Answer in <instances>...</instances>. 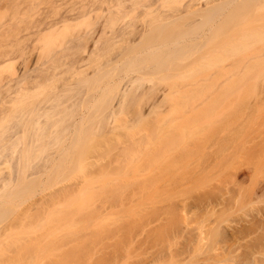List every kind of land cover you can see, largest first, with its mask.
<instances>
[{
	"label": "rangeland",
	"instance_id": "374dc122",
	"mask_svg": "<svg viewBox=\"0 0 264 264\" xmlns=\"http://www.w3.org/2000/svg\"><path fill=\"white\" fill-rule=\"evenodd\" d=\"M41 1L42 4L39 6H44V10L47 6L50 7L49 10L51 8L56 10L55 14L53 11V15L50 14L52 9L50 12L47 10L51 15L46 16L49 19L55 15L57 19L59 14L66 15L61 16V20L73 16L74 10H69L73 8L71 3L69 7L70 0H52L55 6L52 5L51 0L43 1L44 3ZM48 1L51 3L50 6ZM79 1L76 4L82 3ZM95 1L93 2L96 4L99 2ZM100 2L99 4H103ZM3 3L4 0H0V5ZM85 4L87 2L77 4L79 10L76 9L75 13L83 10ZM262 6V9L261 7L254 9L255 12L253 16H248L249 19L244 17L247 20L242 18L241 22L234 25L235 27L232 26L233 28L229 29V32L231 29L234 31L230 33L232 36L227 31L222 33V37L230 36L234 40L240 37L243 30L249 29H262L264 32L262 28L264 19L259 18L263 15L258 14V16L256 13L262 11L261 14H264V4ZM42 9L38 12H45ZM98 10L90 11L84 17H74L78 15L74 13V19L72 17L73 20L66 23L64 21L65 28L61 27L57 32L52 33L51 39H48L45 46H40V39L37 36L33 39L32 35L35 34L32 32L35 26L31 25H36L39 20L33 15L30 18L32 20L27 16L14 23L15 27L5 28L6 30L11 28L7 35L1 33L2 30L0 32V55L4 54L0 59H5L0 63V103L8 98L9 83H13L9 78L13 74L12 77L19 78L21 74L27 73L24 83L27 84L28 89L35 84L32 89L26 90L25 103L31 102L34 96L38 100L37 96L42 95L43 90L53 91V87L54 90L61 88L64 81L67 82L68 75L66 72L65 75L59 73V70L64 71L66 62L72 59L71 53L78 52L79 55L83 54L86 57L83 66L79 68L90 77L85 85L86 93L79 102L81 106L78 110L85 112L91 107L90 111H94L92 115L96 113L94 117L91 118L90 115L89 119H84L85 122L82 120L84 124L80 125L82 127L86 125L85 128L88 125L90 128L75 135L78 138V142L76 141L78 145H74L72 150L61 153L56 145L53 150H49L54 151L53 157L58 155L59 159L57 157L47 163V170L42 171V176L40 173L34 176L28 187L23 188L18 194L8 195L2 190L3 185H1L0 226L6 225L7 229L0 231V264L263 263L264 71L262 73V70L264 65L261 64L263 65L261 68L256 65L258 68H254V71L250 69L253 73L248 69H241L243 66L240 65L239 69L234 68L235 72L229 60L235 61L237 56V60L241 56H246V59L248 56L244 54L255 55L257 52L254 50L257 48L258 54L262 51L264 55L263 50L259 48L264 40L261 44L260 41L257 42L259 39L251 40L252 42L249 40L248 46L240 47L242 50L235 49L238 50L236 53L235 50L227 48L233 54L229 51L228 54H223L226 52L224 48L212 49L214 42L203 40L206 45L198 48L200 51L194 48L195 53L191 48L183 53H186L188 58L189 54L191 57L199 55V59L208 62L216 60L219 56L218 62L212 63L215 64L214 66H211V63L205 64L206 67L202 60L198 59L203 64L197 67L198 70L197 68L173 69L175 73L181 72V74H175L171 70L175 75L168 78L166 75L168 70L166 72L161 68L153 71L138 69L133 61H129L135 53L137 55V52L118 54L120 50L116 46L118 41L122 44L119 40L121 37H112L111 31L116 29L115 27L124 25L128 19L126 17L125 21L124 17L123 20L116 16L105 18L106 15L100 16L101 11ZM49 19L44 17L43 20ZM116 20L121 24L117 25L119 23ZM244 26H249V29ZM129 27L133 28V26ZM86 28L89 29L85 30ZM135 28L137 29L138 25L133 29ZM83 29L86 34L83 35L84 38L80 36L82 40H79V47L77 45V47L73 46L75 49L72 46L69 48V37L82 34ZM56 34L58 36H55ZM8 36L11 42L7 48L2 41ZM95 40H97L96 44ZM107 42L109 43L107 46L113 47L112 49L107 46L103 49ZM255 42L256 44L253 45ZM93 43L96 46H93ZM251 43L253 46H250ZM2 45L7 48V53ZM80 46H83V50L85 46H89L85 47L89 50L85 52L86 49L83 51ZM67 47L68 49H65ZM205 47L208 49L205 50ZM247 49L250 53L245 52ZM54 52L57 54L60 52L59 57L53 56ZM74 53L71 56L76 57L78 54ZM90 53L91 55L86 56ZM142 53L145 54V51ZM184 55L181 54L186 58L187 55L185 57ZM207 55L209 56L205 57ZM221 57L225 61L221 60ZM52 63L55 65L59 63L60 68L57 67L59 70L56 67L52 69ZM14 70L16 73L11 74ZM45 70L50 73L47 74ZM55 71L58 72L57 78L54 75ZM44 72L48 80L43 76ZM171 72L169 70L168 73ZM164 73L167 78L163 77ZM37 76L39 81L36 79ZM126 76H142L139 80L140 84L138 80L126 83ZM259 76L263 79L258 78ZM48 84L52 88H48L50 87ZM21 85L19 82L16 88L21 89L23 86ZM121 86L125 88V93L122 94L124 96L121 97V103H117L119 100L117 98L120 96L117 93ZM28 92L31 95H27ZM43 94L45 96L46 92ZM43 97L40 96V99ZM20 98L19 101L16 100L18 103L15 99V103L10 102L13 103L12 107L16 108L17 104V108L23 106L24 103L20 104ZM101 103L103 107L106 104H120L116 108L117 111L114 110L113 114H116L110 115L111 118L106 117L104 122H100L103 118L101 113L104 112L103 107L99 106H102ZM10 113L12 112L6 113V118ZM77 116L78 114L75 115ZM5 121L4 117L1 118L0 124ZM101 125L104 126L100 127ZM65 137L67 138L68 135ZM64 141L66 139L61 142ZM20 159L22 162H19L20 171L23 172L22 168L27 167L24 164L27 160L24 161L23 153ZM9 172L8 161L0 159V175ZM62 187L65 191L61 189ZM40 199L43 200L39 201ZM34 202L38 203L36 204L38 208ZM29 205L32 209L28 208ZM24 244L28 246L25 247ZM75 250H78L77 256L74 255Z\"/></svg>",
	"mask_w": 264,
	"mask_h": 264
},
{
	"label": "bare ground",
	"instance_id": "6f19581e",
	"mask_svg": "<svg viewBox=\"0 0 264 264\" xmlns=\"http://www.w3.org/2000/svg\"><path fill=\"white\" fill-rule=\"evenodd\" d=\"M40 1L41 0H4V3L0 5V32L2 30L1 33H6V35H7V33H9V30L12 28L11 26H13L14 23H16L19 20H22V19L26 18L27 16H29V19H30L32 17V15H33V17H36V19L39 18V20L38 21L35 20V22L37 21L36 25H31V26H35V29L32 32V34L34 33L35 35H32L30 33L29 34L33 36V39L35 38L34 36H37L40 39V46H45L47 41H48V39L51 37V34L54 33V32H57L58 29H60L61 27H64L66 21L73 20L74 17H76V16L77 17H81V16L84 17L87 14H89L90 11H95V10L99 9L98 11H101V15L100 16L104 15V17H105V15H106L105 18L111 17V16L114 18V16H116V18H122L123 19V17H124L125 21H126V17H127L128 20L126 22H124L125 23L124 25H126V26L123 27L124 25L122 24L123 26L121 25V27H119V26L115 27L116 29L113 28L114 30H112L111 33H112V37H114V38L115 37H119V38L121 37V39H119V38L118 39L120 41H122L121 42L122 44H120L119 41H118L117 42L118 44L116 46L117 49L119 47L118 50H120V52L118 51V54L122 53V54L126 55L128 53L137 52V55L135 53L134 57L133 58L131 57L132 60L129 59V61L130 62L133 61V64H135L137 66V68L140 69V70H142V69H150V70L153 71V70H156V69L159 70L161 68V69L166 70V72H167V70H168V72H169V70H170V72L172 70V72L175 73V71H173V69H178L179 70L180 68H182V69L183 68H188L190 70V69H195L198 66L203 65V64L204 65L205 64L208 65V63L212 64V63L218 62V59H220L219 56H217L218 59L216 58V60H210L211 62H208L206 60L203 61L204 59L203 60L199 59V57H200L198 55L199 52H198V54H196V55H198V57H194L193 54H192L193 57H191V55L189 54V58H188V55L186 53H183L184 51L188 52L186 50H188V49L190 50L191 48H192L193 52L195 51V53H196V49H198V48L200 49V48H202L204 46V44H205L204 41H213L214 43L213 42L212 43L214 44V46L210 45L211 42L209 43L210 46L214 47V48H212V47L211 48L212 49H218L219 48L220 50H222V48H224V51H226V52L223 53V54H226L227 51L230 50L229 48L235 50V49H238V48L243 47V46H245V47L248 46L249 40L250 41L251 40L255 41V39L256 40L259 39L257 42L260 41V44H261V41L264 40V32H262L263 31L262 29H258V30L257 29H249L248 28L249 26L248 27L244 26V27H246L249 30H245V31L243 30L241 32L242 34L238 33V34H241V35H240V37H236L237 39L234 38V40H236V41H234L233 38L230 37V36L229 37H225V36L222 37V33H224V32L226 33L228 31L229 34L231 32H234V31H232V29H231V32H229V29L232 26L235 27L234 25H236L238 22H241L242 18L245 20L246 18H248L249 15L253 16V13L255 12L254 9L256 10V8L258 9L259 7H261V9H262V7H263L262 5L264 4V0H97L99 2L101 1L100 3H103V4H99V2H97V4H96L95 0H91L92 3H91L90 0H89L90 2L87 1V0H80V1H82V3H77V4H84L86 2H87V4H85L83 6V10H81L80 12L78 11L79 13L78 12L75 13V11H77L76 9L79 8V5L76 4V2L79 1V0H74L75 2H72L73 0H70L71 2H69V7L72 4L73 8H71L69 10H74L73 12L75 14H78V15L74 16V13H72L74 17L73 16H71V17L69 16L68 19H66V20L64 18L61 20V16L62 17L66 16V15H62V14H59L60 15L59 16L60 20H59V17L57 19H55L56 15L50 17V19L53 18L52 20L47 18L48 15L51 16V15L55 14L56 10L54 11L51 8L52 9V11H51V9L50 10L48 9V8H50L48 6L46 7V10H44L45 9V8H43L44 6H42V7L39 6V4H42V3H40ZM43 1L46 2V0H43ZM43 1H41V2H43ZM55 1H57V0H55ZM84 1H86V2H84ZM93 1H95V2H93ZM47 3L50 6L51 3H52V0H51V3L49 1ZM74 3L76 4V9H74L75 8V4ZM52 5H54V1H53ZM39 9H42L45 12H38ZM47 10H49V12L51 11V13H50L51 15L48 13ZM46 11H47V13H46ZM53 11H54V13H53ZM38 13H40V14H38ZM44 13H45V15H44ZM256 13H257V15L259 14L260 16L261 15L264 16V14H261L262 11H260V13L256 11ZM37 14L40 15V16L38 17ZM41 14H43L44 16L41 15ZM67 15H69V14H67ZM42 16H43V18H42ZM263 16L259 17V18L260 19L261 18L264 19ZM44 17H45V19H49V20H43ZM72 17H73V19H71ZM97 17H99V16H97ZM244 17H246V18H244ZM254 17H255V15H254ZM94 19H97V18L95 17ZM30 20H32V19H30ZM87 20H86V22H88ZM252 20H254V19H252ZM27 21H29V20L27 19ZM64 21H65V23H64ZM116 21H118V23H119L117 25L121 24L119 22V20H116ZM90 22L92 24V20ZM93 23L95 24V22H93ZM101 23H102V21H101ZM263 24H264V21H263ZM103 25H105V24H103ZM137 25H138V28L137 29L135 28V30H134L133 28L135 26H137ZM239 25H240V23H239ZM127 26H128V28H130L129 26H133V28H130L132 30H130V29L128 30ZM8 27H11V28H9V30L7 29L8 30V32H7V30L5 28H8ZM13 27H15V26H13ZM109 27H110V25H109ZM98 28H99V26H98ZM262 28H264V26ZM18 29H20V28H18ZM87 29H89V28H86L85 30H87ZM236 29H237V27H236ZM239 29H241V28H239ZM3 30H6V32L5 31L3 32ZM62 30H61V32H62ZM64 30H67V29H64ZM85 30L83 31V33L81 32L82 34L79 33L80 35H78V36H75L76 35L75 34L74 36L69 37L68 41L70 43H68V44H70V45L67 44L69 48H70V46H72V48L75 49V47H73V46L77 47V45L79 47V45H80L79 44L80 43L79 40L80 41L82 40V38L80 36L83 37V35L86 34ZM67 31L69 32V30H67ZM204 31H206V32H204ZM236 31H235L234 34L237 33ZM238 32H240V31H238ZM113 33H114V35H113ZM204 33L206 35H203ZM136 34H137V36L134 37L133 35H136ZM55 36H58V34H56ZM55 36L53 35V37H55ZM200 36H201V39H199ZM8 38H9V36L7 38H5L4 41L1 40L3 45H7L6 46L7 48L9 47L8 44L11 42L10 39L8 40ZM197 38H198V40H196ZM96 41L97 40H95V44H96ZM86 42H87V40H86ZM71 43H72V45H71ZM100 43H102V42H100ZM262 43H263V45H261V47H259L260 44H258V43L257 44L259 46L258 45H256V46L261 48L263 50V52H264V41ZM83 44H85V42ZM95 44L93 43V46H96ZM119 44H120V46H119ZM255 44H256V42L253 45H255ZM3 45H2V48H3V50L5 49V52L7 53V50H6L7 48H4ZM100 45H98V46H100ZM102 45H104V44H102ZM107 45H109L108 42L104 45L105 47H103V49L106 48ZM251 45H252V43L250 44V46ZM68 47L65 48V49H68ZM80 47H82V50H83V46H80ZM85 47H89V46H85ZM85 47H84V50L86 49ZM116 47L114 45V48H116ZM94 48L95 47H93V49ZM112 48L110 46L109 49H112ZM194 48H196V49L194 50ZM205 48H204L205 50L208 49V47H205ZM225 48L226 49L228 48L229 50L228 49L226 50ZM99 49H100V47H99ZM109 49H107V50H109ZM244 49H246V48H244ZM251 49H252V47L250 48V50ZM254 49H256L255 46H254ZM87 50H89V48L86 49L85 52ZM146 50L147 51L149 50V51L147 52ZM240 50H242V49L240 48ZM258 50H259L258 48L256 50H254V51L257 52V54H255V55L254 54L252 55V53H251V55L244 54V55L248 56L246 59H245L246 56L245 57L243 56L244 58L241 56L237 60L238 56L236 57L234 55L236 57L237 61L235 59H233V58H231V59L235 60L236 62L235 61L231 62L229 59H226V61L229 60V63H232V64L234 62V65H236V66L231 64V66H233V70H234V68L237 69V67L241 65V66H243V67H241V69L242 68L243 69L244 68L248 69L250 71V73H251L252 72L251 70H253L254 68H256V69L258 68V67H256V65L257 66L259 65L260 68L264 65V58L262 57L263 54L261 53L262 51H260L259 54H258ZM91 51H89V52H91ZM144 51H145V54L142 53ZM202 51H204V50H202ZM236 51H238V50H235L234 53H236ZM246 51H247V53L249 52L248 49L245 50V52ZM73 53H71V55ZM91 53H93V51ZM91 53L90 54H86V56L87 55H91ZM214 53H216V52H214ZM229 53L233 54V52H230V51H229ZM58 54L54 52L53 56L56 57V56H58ZM76 54H78L76 57H74V55L71 56L69 54L70 57H72V59L69 60L70 62L67 60L68 62H66L67 65H66V67H64V71H62V69L61 70L58 69V68H60V66L58 64L62 63V62L57 63L56 64L57 66L52 63L51 68L54 67V69H56L58 67L57 70H59V73L60 72L63 73V74L65 72L67 73L68 76H66L67 77L66 79H68L67 80L68 83L64 81V83H66V84L63 83L62 84L63 86L61 88H59V89H56V90H54V87H53V91H50L49 89H48L49 91L48 90L44 91L42 89L43 93L46 92L45 96H44L43 93H42V95H40L39 93H36L37 95L39 94L41 97L44 96L41 99H40V96L38 95L37 96L38 100H37L35 98V96H34L36 94H34L33 95L34 99H32L33 97L30 96V97H32L31 99L34 100V101L31 100V102L25 103L24 97L26 96V90H30V89H32L35 86V84H34V86L32 88H30L31 87L30 86L31 84H30L29 85L30 87L28 86L30 89L27 88V84L24 83L25 82V77L27 76L26 75L27 73L21 74L19 76V78L12 77L14 75L13 74L9 78V80H12L13 83H9L10 86H9L8 92H7L8 93V98L3 99L2 102L0 103V120L3 117H4V119H6V121L4 123L0 124V159L8 161V164L10 165V172L8 174L0 175V188H1V185H3L2 190L8 195L12 194V193L13 194H18L23 188L28 187L30 185V183H32L31 180H33L34 176H36L39 173H40V176H42V171L47 168V163H50V161H53V159H55L57 157L59 159L58 155H57V157L56 156L53 157L54 154H52V153H55L54 151L52 152L53 147H55V145H56V147H58L57 149L60 150L61 153L62 152H69L70 150H72L74 145H76V146L78 145V143H76L78 138L75 135H77V133L81 132V131H82V133L86 132L87 128L88 127L90 128V126H88V125H87L86 128H85L86 125L84 127H82V125L84 124L83 121L85 122V120L89 119L90 115H92V112H94V111L93 110L90 111L91 110L90 106H89L90 107L89 111L79 112V110H78V107L81 106V103H80V106H79V102L82 100L84 94L86 93L85 92L86 91L85 90V85H86V83H88L90 77L87 76L88 74H85V73L82 72V71H84V70H82V68H79V67L83 66L86 57L83 56V54L79 55L78 52ZM181 54H182V56L185 54L184 57L187 55L186 58H183L181 56ZM2 55H4V54H2ZM2 55H0V56L2 57ZM216 55H218V53H216ZM241 55H243V54H241ZM120 56H122V55L120 54ZM208 56L209 55H207L205 57H208ZM234 56H231V57H234ZM65 57H66V55H65ZM182 59H184V60H182ZM198 59L202 60L203 64L200 61H198ZM223 59L224 58L221 57V60H223ZM241 59L243 61H241ZM2 60L5 61V59L1 58L0 59V63L4 62ZM51 60H53V59H51ZM120 60H121V58H120ZM112 61H114V60H112ZM224 61H225V59H224ZM221 62L223 63L222 65H224V62L223 61H221ZM117 63L118 62H116V64ZM110 64H112V63H110ZM116 64H114V65L116 66ZM196 64H198V65H196ZM261 64H263V65L261 66ZM214 65L212 64L211 66H214ZM217 67H219V66H217ZM48 68H49V66H48ZM51 68H49L50 71L53 69V68L52 69ZM41 69H43V68H41ZM78 69H80V70H78ZM224 69H226V68H224ZM238 69H239V67H238ZM131 70H133V69H131ZM196 70H198V68ZM56 71L54 72L55 73L54 74L55 77H56V75H58V74H56V73H58ZM133 71H135V70H133ZM263 71L264 70H262V73H263ZM45 72L47 74L50 73V72L48 73L47 70H45ZM45 72L43 73V76H45V78H46L47 74ZM136 72H138V70ZM168 72L166 73L168 78H169V76H173L175 74H178V73L173 74L172 72L171 73H168ZM177 72H179V71H177ZM12 73H16L15 70H14V72H11V74ZM210 73H212V72H210ZM40 74H42V73H40ZM143 74L144 73L142 72V75ZM179 74H181V72H179ZM32 75L31 76L29 75V76L33 77ZM64 75H63V77L65 78ZM166 75L164 73L163 77L167 78ZM43 76L41 75V77H43ZM124 76H125V74H124ZM133 76H128V77L126 76L125 77V80H126L125 82L127 83L128 81H133V82H135L137 80L139 81V80H141L140 78L142 77V76L141 77H137V76L133 77ZM185 76H187V75H185ZM260 76L263 77V75H260ZM260 76L258 78H262ZM187 77H189V75ZM203 77H205V76H203ZM33 78H35V77H33ZM179 78H181V77H179ZM210 78H212V77H210ZM252 78H253V74H252ZM22 79H24L23 82H22ZM36 79H38V81H39V76H37ZM36 79H34V80L37 81ZM52 79H54V77ZM185 79L187 80V78H185ZM197 79L198 78L196 76V80ZM46 80H48V79L46 78ZM192 80H194V79H192ZM14 82H16V83H14ZM17 82L18 83L20 82V84H22V85L23 84L26 85V86L25 85H23V86L21 85L22 86L21 89L18 87V89H20L19 93H17L18 89L16 88L17 87L16 84H18ZM126 83H124V84L126 85ZM138 83L140 84V81ZM48 85L50 86L48 88H52L50 84H48ZM43 87H45V85H43ZM41 92L42 91H40V93ZM16 93H17V95H16L17 97L15 99L14 96H15ZM29 93L30 92H28L27 95H31V93L30 94ZM124 93H125V88L123 86H121L119 88V90H118V93H117V95L118 94L120 95L117 98V99H119L117 103H121V97L124 96V95H122ZM139 93H141V91ZM142 93H143V91H142ZM18 94L22 96L21 97L22 99L20 98V96ZM137 94H138V92H137ZM18 98H20V100H21L20 104L24 103L23 106L17 108L18 107V104H17L16 108H15V106L12 107V104L15 103V101ZM14 99H15V101H14ZM114 99H115V97H114ZM18 101H19V99H18ZM7 102H9V103H7ZM10 102H13V103H10ZM8 104H11V106L8 105ZM119 105L120 104L116 105V103L114 105H111V104L107 105L106 104V105H104V107H103V104H102V106L99 105L101 108L103 107L102 111L104 110V112H103L104 114L101 113V116L104 119L102 118V120H100V122L101 121L102 122L106 121L105 118L109 117L110 115H115L116 113L113 114L114 110L116 108H118L117 106H119ZM101 108H99V111H100ZM85 109H87V108H85ZM116 111H117V109H116ZM8 112H12L13 114L10 113L11 116L9 115V117L6 118ZM76 114H78L77 117H75ZM94 114H96V113H94ZM98 114L100 116L99 112H98ZM93 115L91 116V118L94 117ZM111 117H109V118H111ZM80 124H82V125H80ZM103 126L104 125H101L100 127H103ZM65 135H68V137L64 138ZM63 139H66V141H64V143L61 142V141H63ZM50 149H52V150L49 151ZM22 153H23V156L25 158V160L24 159L23 160L24 161L27 160L26 163L23 162L27 166V167H25L26 169L22 168V171L24 173L20 171L21 168H20V163H19V162H21L20 161L21 160L20 157H21ZM58 153H59V151H58ZM25 165H23V166H25ZM86 177H87V175H86ZM40 178L41 177H39V179ZM34 182L35 181H33V183ZM76 185H77V182H76ZM70 186H71V184L69 185V187ZM61 189H63V187ZM56 191H58V190H56ZM50 194H52V193H50ZM50 194L48 195L49 197H50ZM54 194H55V192H54ZM55 198H57L56 195H55ZM52 199H53V197H52ZM42 200L40 199L39 201H42ZM50 200H51V198H50ZM56 201H57V199H56ZM37 202L36 203L34 202L35 206H36V204H38ZM39 203H43V202H39ZM48 203H49V201H48ZM221 203H222V200H221ZM41 205L42 204H40V206ZM26 207H28V206H26ZM36 207L38 208L39 206H36ZM28 208H31V206L29 205ZM1 210H2V208H1ZM0 213H1V211H0ZM24 213L26 215L27 211L24 212ZM92 213L93 212H91V214ZM64 216H63V218H64ZM21 217H22V215H21ZM2 227H4V228H2ZM2 229L6 230L7 229L6 225L5 226H3V225L0 226V231ZM24 245H25V247H26V245L28 246V244H24ZM29 248H28V250H29ZM257 249H258V247H257ZM25 250H24V252H25ZM259 250H261V249H259ZM263 250L261 252H263ZM77 252H78V250L74 253L75 256H77V254H78ZM257 252L259 254V251H257ZM34 253H35V251H34ZM23 256H25V255H23ZM27 256H29V254ZM255 258L256 257H254V259ZM263 259H261V260H263ZM256 262L257 261L255 260V263ZM263 263H264V261H263ZM263 263H261V264H263Z\"/></svg>",
	"mask_w": 264,
	"mask_h": 264
}]
</instances>
